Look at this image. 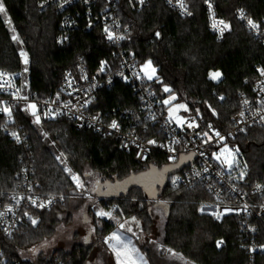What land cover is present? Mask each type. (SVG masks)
I'll use <instances>...</instances> for the list:
<instances>
[{"label":"trees","instance_id":"trees-1","mask_svg":"<svg viewBox=\"0 0 264 264\" xmlns=\"http://www.w3.org/2000/svg\"><path fill=\"white\" fill-rule=\"evenodd\" d=\"M204 1L188 0L191 16L185 19L167 8L163 0H153L141 10L135 8L131 0H122L120 15L128 30L126 48L142 63L151 60L162 85L169 87L171 93L194 112L199 109L207 122L213 121L224 129L239 110V93L248 88L245 79L253 76L256 64H264V46L233 17V13L237 8H244L255 21L264 23V0H212L218 13L231 21V31L222 42H217L209 29ZM39 2L3 0L7 16L0 14V71L20 73L19 84L22 86L25 79L29 94L44 99L58 90L64 71L74 68L81 56L89 71H95L101 62L115 66L114 49L105 42L99 29L76 31L71 34L69 45L59 48V16L51 10H39ZM9 19L11 24L6 23ZM157 32L159 37L155 35ZM14 34L18 36L17 41L12 40ZM21 52L26 54L27 64ZM213 71L222 73L217 84L208 80V73ZM154 88L161 90L159 85ZM131 91V87L121 84L103 90L95 108L128 107V97L133 96ZM218 95H224L225 100L219 102ZM207 104L216 111V120ZM16 118L28 135V147L11 141L4 134L1 126L5 118L0 114V195L16 189V175L26 169L39 183L40 193L63 196V199L60 198L50 212L41 214L42 223L38 227L22 226L10 238L0 231V250L4 257L10 264H116L112 252L103 243L115 223L102 218L97 219L99 227L94 225L93 242L75 243L69 251L57 249L50 254L41 253L32 260H23L21 251L42 242L60 224L69 222L74 210L86 206L83 199L74 202L79 194L74 192L65 167L78 173L87 183L93 181L94 189L104 185L102 192L108 185L152 167L137 163L132 155L119 149L116 140L76 130L65 118L34 124L22 106L17 108ZM236 143L245 167L246 186L263 182L264 129L250 128L236 139ZM61 153L64 154L63 163L56 159ZM157 164L155 168H161L165 161L159 158ZM94 197L102 207L109 209L117 205L118 215L135 217L141 222L145 241L141 243L137 239L136 242L148 264L248 262L241 247L238 220L226 218L218 222L199 213V205L211 200L201 188L169 189L166 186L157 198L163 199V203L156 205L146 198L141 188H133L126 195L114 198L97 197L94 191ZM92 216L96 217L93 213ZM160 217L162 221L158 224ZM261 235L264 242V227ZM217 241L223 243L218 247ZM254 264H264V256L256 258Z\"/></svg>","mask_w":264,"mask_h":264},{"label":"built area","instance_id":"built-area-1","mask_svg":"<svg viewBox=\"0 0 264 264\" xmlns=\"http://www.w3.org/2000/svg\"><path fill=\"white\" fill-rule=\"evenodd\" d=\"M152 1L144 0L141 4L139 0H131L138 10L147 7ZM121 2L122 0H67V2L40 0L39 10H51L59 16L57 34L59 48H66L70 43L71 34L76 31L89 32L99 29L105 42L114 49L115 66L104 62V71L100 70L101 65L95 71H89L81 56L74 68L64 71L58 90L44 99H37L30 94L25 97L18 81L20 74L3 72L5 75L0 77V114L5 118L1 126L2 131L11 141L27 148L28 135L24 132L23 124L16 118V110L22 106L23 111L34 123L35 117L31 113V108L28 107L29 104L34 103L36 112L41 117L39 124L42 121L65 118L73 123L76 130L91 132L102 139L116 140L119 149L132 155L141 165L157 168L158 159L163 158L165 164L158 168L162 169L166 165L178 163L182 157L193 156L195 158L193 164L170 176L167 187L205 190L211 200L202 204L204 211L201 213L218 221L236 218L240 227L241 247L248 258L247 264H254L256 258L264 256V242L261 235V228L264 227V181L253 186H246L244 177L241 178L236 169L226 171V166L218 164L213 159V154L227 145L237 155L236 139L243 132L250 128L264 129V121L260 120V116L264 115V103H262L264 91H261V88H264V76L257 71L264 68V64H256L253 68V76L245 79L248 88L239 93V110L233 114L229 125L224 129L217 127L213 121L207 122L199 109L194 112L191 108L187 111H178L173 116L181 117L186 122L194 121L199 127L188 128L187 123L178 126L174 118L169 120L167 106L163 103L165 94L155 89L146 79L142 62L125 46L128 30L121 19ZM163 2L179 17L185 19L191 16L179 7L177 0H172V3H169V0H163ZM209 3L212 5L211 9L208 6ZM184 4L187 12L191 13L188 0H184ZM203 7L209 29L216 41L222 42L231 31V21L218 13L212 0H205ZM241 10L244 12V18L240 16ZM233 17L264 46V23L255 21L244 8L235 9ZM248 19H252L259 27L251 28L247 23ZM220 20L229 25L222 33L220 31L222 25L218 24ZM214 22H217L215 29ZM106 27L113 33V40L107 38L104 31ZM210 73H208V80L213 82L210 79ZM116 84L131 87L133 96L128 97L129 106L116 105L107 110H97L95 105L99 102V98L101 99L102 91L111 89ZM217 99L223 102L225 96L218 95ZM245 100L249 103L245 104ZM209 106L207 104V109L213 115L214 108ZM4 107L10 109L11 115L2 111ZM241 112L244 113L243 117L240 116ZM213 118L215 120L218 118L217 113L213 115ZM112 121L117 122L118 129L110 127ZM213 129L219 131L226 139L219 142V138L214 136ZM203 132H208L213 139L207 143L204 142L207 137L196 135ZM12 133L19 136V141ZM149 140L156 143L149 144ZM170 148L174 151H169ZM142 149L145 150L146 159L138 158L137 154ZM170 156L174 159H169ZM173 178H176L175 184L172 183ZM16 180L18 182L16 189L0 195V213L6 212L9 207L12 208L11 212L0 216V231L6 238L12 237L22 226L38 227L42 223L41 214L50 212L60 201V198L55 195L40 193L39 183L26 169L16 175ZM257 185L261 187L258 189ZM53 196L55 197L53 202L46 204L44 208L33 206L28 199L29 197L36 199L39 204L46 203ZM17 200H19L18 204ZM163 201V199H157L152 204H160ZM108 213H111L112 219H117V205H112ZM211 213L219 214L220 219ZM29 216L37 220L35 225ZM110 235L111 232L103 238L104 244L108 245L105 240ZM0 264H10L2 250H0Z\"/></svg>","mask_w":264,"mask_h":264},{"label":"snow or ice","instance_id":"snow-or-ice-1","mask_svg":"<svg viewBox=\"0 0 264 264\" xmlns=\"http://www.w3.org/2000/svg\"><path fill=\"white\" fill-rule=\"evenodd\" d=\"M65 2H67V0H65ZM143 2H144V0H139V3L142 4ZM169 3H172V0H169ZM177 3L179 4V7L184 10L185 13H187L188 15H191L190 12H187L186 6L184 4V0H177ZM208 6L211 9L212 5L210 3H209ZM0 14H3L4 16H7V10H6V7H5V5L3 3V0H0ZM240 16H241V18H244V12L242 10L240 12ZM6 23L11 24V20L10 19L7 20ZM247 23L253 29H257L259 27L252 19H248L247 20ZM218 24L219 25H222V27L220 28L221 33L225 29H227L229 27V25L227 23H225L223 20H220L218 22ZM213 28L214 29L217 28V22H214L213 23ZM12 31L15 32V29L13 28ZM104 31L107 34V38L109 40H113L114 39L113 33L107 27L104 29ZM155 35L157 37H159L160 36V33L157 32V33H155ZM118 39H123V37H118ZM12 40L13 41H17L18 40V36L15 35V34L12 35ZM21 55L24 56V63L27 64L28 61H27L26 54L23 53V52H21ZM143 67H144L145 75L147 76V79H149V80L153 79V76L155 75L156 69L152 67L151 61H148ZM148 69H151V71L148 72L147 71ZM100 70L101 71H104V62H101V69ZM25 71H27V69H25ZM257 71L259 72V74L261 76H264V68L258 69ZM4 75H5V73L0 72V77H2ZM221 75L222 74L219 71L211 72L209 74L210 79H212V80H219L220 77H221ZM163 90L165 92H170L171 91L168 87H164ZM261 91H264V88H261ZM58 98L59 97L57 96V99ZM175 99H176V97L174 95H172L169 99H165L163 101V103L165 105H168V104H170V102L172 100H175ZM221 99H223V97H221ZM244 103L245 104H248L249 102L247 100H245ZM262 103H264V102H262ZM28 107L31 108V109H33L32 115L35 117L34 123L39 124L40 121H41V117L36 112V104L31 103V104L28 105ZM209 107L211 108V106H209ZM176 108H178V109H184L185 111H187V108H186V106L184 104H179V105L176 106ZM2 111L7 112V113H9V115H11L10 109L8 107H4L2 109ZM212 111H213V115H215L216 114L215 113V110L213 109ZM168 112H169V120L171 121L174 118L178 126H182L184 123H187V127L188 128L199 127V125H196L194 121L186 122L181 117H174L173 116V113H174V109L173 108H169L168 109ZM198 114H199V112H198ZM45 115H48V113H45ZM243 115H244V113L241 112L240 113V116L243 117ZM254 115H257V113H254ZM260 120L261 121H264V115H261L260 116ZM110 127L112 129H118L119 128V125L117 124L116 121H112ZM209 128L211 129V125H209ZM213 132H214V136L219 138V142H223L226 139L224 136H222L220 134L219 131H216V130L213 129ZM12 135L14 137H16L17 141H19V136L16 133H12ZM196 135H202L204 137H207V140L204 141L206 143L209 142V141H211L213 139V136L209 135L208 132L196 133ZM176 142H178V141H176ZM148 143L154 145L156 142L155 141H152V140H149ZM144 151L145 150L142 149L141 152H139L137 154L138 155V158H140V159H146V156L144 155ZM169 151H174V149H171L170 148ZM232 151L233 150L229 149L227 147V145H224V147L221 150V153L220 154H213V155H214V158L216 160L220 161V163L222 165H227V167L229 169H231L233 163H235L234 159H229L227 157H225L224 159H221V157L223 156V154L225 152H227L229 155H231L232 154ZM235 151L238 152V149H236ZM63 155L64 154L61 153L60 155H58L56 157V159L57 160H60L61 163L64 162L63 160H61V157H63ZM169 159H174V157H171L170 156ZM189 159H190V157H189ZM64 170L66 172H68V173L71 174V179L75 183L77 189H79V190H86L84 183L81 181V179H80V177L78 175L72 174V170L70 168L65 167ZM153 171H155V170H153ZM164 171H168V169H165ZM85 175H91V173H85ZM156 175H158L159 177L162 178L163 177V172L157 173ZM196 175H199V173H196ZM243 175H244V173L242 172L241 173V178H243ZM131 182H133V183H140L141 180L140 179L133 178L131 180ZM172 183L173 184L176 183V178H173ZM115 187H120V186L117 185ZM146 187L150 189L151 188V183H149L148 185H146ZM260 187H261L260 185H257V188L258 189ZM93 191H96V189H93ZM152 194L154 195V192ZM60 198L63 199V196H61ZM21 199H23V197H21ZM28 199L30 200V202H31V204L33 206L40 207V208H44V207H46V204H51L53 202V200L55 199V197L54 196L53 197H50L46 203L42 202V203H39V204H37V200L36 199H33L31 197H29ZM18 203H19V200H17V204ZM11 211H12V208L9 207L6 210V212L0 213V216H4V215L7 214V212H11ZM200 211L201 212L204 211V206L201 207ZM96 214H97L98 217H105V216H107V217L112 218L111 217V213L104 212L103 210L98 211ZM211 214L212 215H215L217 219H220V215L219 214H217V213H211ZM25 215H28V213H25ZM29 219L31 220V222L34 225L37 223V220L34 219V218H32L31 216H29ZM132 221L135 222L137 225L139 224V221H137L135 217L132 218ZM125 223H127V222H125ZM125 223H120L118 221L119 229H124L125 228ZM94 230L95 229H93V231ZM126 231L127 232H132V228L131 227H128L126 229ZM85 242L86 243L88 242L87 241V237H85ZM105 242L108 243L109 244V247L113 250V252H115L116 259H117V264H135V260L132 258V256H133V254L137 253L138 250L134 246L130 247L131 240L127 239L122 232H120L119 230L117 232H113L109 237L106 238ZM112 242H114V243H112ZM222 243H223V241H217V246L219 247ZM32 251L35 252L37 250L36 249H33ZM168 251L171 252V249H169ZM122 257H123V259H122ZM139 259L142 260V261H144L143 256H140ZM144 264H147V261H144Z\"/></svg>","mask_w":264,"mask_h":264},{"label":"rangeland","instance_id":"rangeland-1","mask_svg":"<svg viewBox=\"0 0 264 264\" xmlns=\"http://www.w3.org/2000/svg\"><path fill=\"white\" fill-rule=\"evenodd\" d=\"M148 61H151V60H147V61H144L142 63V69H143L144 75H145V70H144L143 66ZM151 65H152L153 68L156 69L155 75L153 76V79H151V80L147 79V76L145 75L146 79L153 85V87L156 86V85L160 86L161 90H159V91H161V92H163L165 94L163 100L169 99L172 95H174L176 97L175 100H172L170 102V104L166 105L167 106V112H168L169 108H173L174 109L173 115H174L176 112L184 110V109L176 108V106L179 105V104H184L186 106L187 110H188L190 108V106L188 104H186L185 102L180 101L176 94L171 93V91L170 92H165L163 90L164 87H167V86H164V85L161 84V81H160V79L158 77V74H157V68L152 63V61H151ZM147 71L150 72L151 69H148ZM213 72H215V71H213ZM17 74H20V73H17ZM221 79H222V75H221L219 80H213V82L215 84H217V83H219L221 81ZM24 80L25 79H23V81H22V92H23V95L26 97L29 94V92H28V89H27L26 81H24ZM32 111H33V109H31V113H32ZM222 149L223 148L219 149L218 151H215L214 154H220ZM239 155H240V151H238L237 155L234 154L233 152H232L231 155H229L227 152H225L223 154V156L221 157V159H224L225 157H227L229 159H234L235 163H233L231 169H229L227 167V165H222L220 163V161H218V160H216L214 158V155H213V159L218 164H220L221 166H226V171H232V170L236 169L238 171L239 175H241L242 172L245 175V172L243 170L245 167H244V164L242 163V161L240 160V156ZM72 174H76V175H78L80 177V179L84 183L85 189H86V190L77 189L75 183L71 179V182H72V185H73V188H74V192L79 194L75 198L74 202H76V200L78 202L79 199H83V200L86 201V206H84V208L82 207V208H80V209H78L76 211L74 210L73 211V216L71 217L70 221L67 222V223L60 224L56 228L55 232L52 235H50L47 238H45L42 242H40L39 244H37V245H35V246L31 247V248H28V249H26L24 251H21V257H22L23 260H32V259L36 258L41 253L46 255V254L52 253L53 251H55L57 249H61V250H64V251H69L70 248L72 247V245L75 244V243H86L85 242V237H87V241L88 242H93V240L95 238V233L93 231L94 225L97 226V227L100 226V223L97 220L98 218L99 219L102 218V219H107V220L113 221L115 223V227H117L119 225L118 221L120 223L127 222V223H125V228L131 227L132 231H133L132 233L134 234V237L138 238L139 239L138 241H140L141 243H143L145 241V234L141 232V222L140 221H139V224L137 225L135 222L132 221V218H128V217L123 216V215H118L117 219H112V218L107 217V216L98 217L97 214H96L98 211L103 210L104 212H108V208L102 207L99 204V202H100L99 199L94 197V191H93L94 184H93V181H89L87 183L78 173H76V172L74 173L73 172ZM244 175H243V177H244ZM70 178H71V174H70ZM203 203L204 202H202L199 205V213L200 214H202L200 209H201ZM89 206L91 208H89ZM89 209H91V212H89ZM92 213L96 217H93ZM214 220H216V219H214ZM161 221H162V218L161 217L158 218V224H160ZM216 221H218V220H216ZM218 222H221V221H218ZM33 249H36L37 251L33 252L32 251ZM112 257L114 258V256H112ZM114 259H115V262L117 264L116 257Z\"/></svg>","mask_w":264,"mask_h":264},{"label":"water","instance_id":"water-1","mask_svg":"<svg viewBox=\"0 0 264 264\" xmlns=\"http://www.w3.org/2000/svg\"><path fill=\"white\" fill-rule=\"evenodd\" d=\"M190 157V159H189ZM193 156L182 157L176 164L166 165L162 169L151 168L150 170L140 173L138 175L129 177L128 179L117 182L114 185H108L105 192H102L104 185H99L95 191L97 197H118L120 195H126L133 188H141L146 194V198L150 201H155L158 198L160 190L166 188L168 184V178L172 175L177 174L185 167L191 166L194 162ZM168 169V171H164ZM155 170V171H153ZM163 172V177L156 175L157 173ZM133 178L140 179V183H133ZM151 183V188H147L146 185ZM119 185L120 187H115ZM154 192V195L152 194Z\"/></svg>","mask_w":264,"mask_h":264},{"label":"crops","instance_id":"crops-1","mask_svg":"<svg viewBox=\"0 0 264 264\" xmlns=\"http://www.w3.org/2000/svg\"><path fill=\"white\" fill-rule=\"evenodd\" d=\"M126 229H127V228L119 229V226H118V227H115V228L111 231V234H112L113 232H117V231L119 230L120 232H122V233L124 234V236H125L127 239L131 240V245H130V247L134 246V247L138 250L137 253L133 254L132 258L135 260V264H143L144 261H147V260H146V258H145V256H144V254L140 251V248H139V246H138V244H137V242H136L138 238H135V237H134V234L132 233L133 231H132V232H127ZM112 243H114V242H112ZM107 247L110 249V251L112 252V254H113L114 258H115V257H116V256H115L116 254H115V252H113V250L109 247V244L107 245ZM140 256H143L144 261H142V260L139 259ZM122 259H123V257H122ZM147 264H148V262H147Z\"/></svg>","mask_w":264,"mask_h":264}]
</instances>
